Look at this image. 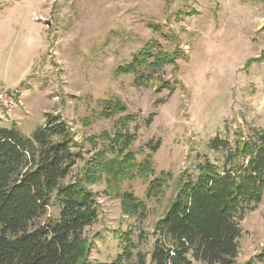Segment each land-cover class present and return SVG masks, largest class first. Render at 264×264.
<instances>
[{
    "label": "rangeland",
    "instance_id": "1",
    "mask_svg": "<svg viewBox=\"0 0 264 264\" xmlns=\"http://www.w3.org/2000/svg\"><path fill=\"white\" fill-rule=\"evenodd\" d=\"M16 1L0 0V9ZM24 1L38 3L37 22L47 29L48 49L27 79L25 113L16 124L0 121V127H17L30 138L43 127L46 114L61 116L82 153L66 181L71 182L84 175L87 162L101 149L100 135H114L116 121L123 117L102 118L104 102H123L127 114L136 117L129 126L136 134L129 149L135 161L148 157L149 143L159 142L152 154L156 176L165 172L173 179L156 200L148 197L154 177L135 173L115 184L104 175L90 186L97 195L99 217L85 233L92 242L94 263L116 258L119 230L146 233L148 241L137 243L134 253H150L154 224L174 199L181 174L194 171L203 156L223 162L222 153L208 149L209 141L218 135L234 142L237 132L248 137L253 127L264 131V0ZM150 41L181 58L146 86L139 84L138 75H117ZM141 71L151 74L149 69ZM165 83L176 90H160ZM5 86L13 94L21 93ZM151 114L155 116L147 126ZM126 193L147 204L144 221L123 213L117 195ZM51 216L58 217L54 207L43 221ZM241 227L236 264H264L254 260L264 254V202L245 215Z\"/></svg>",
    "mask_w": 264,
    "mask_h": 264
},
{
    "label": "trees",
    "instance_id": "2",
    "mask_svg": "<svg viewBox=\"0 0 264 264\" xmlns=\"http://www.w3.org/2000/svg\"><path fill=\"white\" fill-rule=\"evenodd\" d=\"M180 58L150 41L117 75H138L139 84L146 86ZM143 69L151 74L145 76ZM160 88L176 90L170 83ZM127 112L119 100L104 102L102 118L123 117L116 121L114 135H100L101 149L87 162L84 175L71 182L66 181L82 153L61 116L46 114L45 124L30 138L17 127L0 128V264H236L241 222L264 202V131L257 127L248 137L237 132L234 142L218 135L209 141L208 149L222 153L223 162L203 156L194 171L181 174L174 199L154 224L150 253H134L137 243L148 241L146 233L119 230L116 258L109 263L91 261L92 242L85 231L96 223L99 211L90 186L104 175L116 184L136 173L154 177L148 197L159 200L173 179L165 172L156 176L152 154L159 142L149 143L148 157L135 161L129 149L136 134L129 126L136 117ZM154 116L146 120L147 126ZM117 197L125 215L140 221L148 217L147 204L134 194ZM51 207L58 217L43 221ZM256 258L264 261V254Z\"/></svg>",
    "mask_w": 264,
    "mask_h": 264
},
{
    "label": "crops",
    "instance_id": "3",
    "mask_svg": "<svg viewBox=\"0 0 264 264\" xmlns=\"http://www.w3.org/2000/svg\"><path fill=\"white\" fill-rule=\"evenodd\" d=\"M24 2H7L0 9V84L11 85L20 91L22 99L23 92H30L24 88L33 74L31 71H37L41 57L48 49L47 29L37 22L38 3ZM23 110H26L25 105L12 121L3 123L16 124L20 114L25 113Z\"/></svg>",
    "mask_w": 264,
    "mask_h": 264
},
{
    "label": "built area",
    "instance_id": "4",
    "mask_svg": "<svg viewBox=\"0 0 264 264\" xmlns=\"http://www.w3.org/2000/svg\"><path fill=\"white\" fill-rule=\"evenodd\" d=\"M22 107L24 103L21 95L13 94L5 85L0 84V121H10L15 111Z\"/></svg>",
    "mask_w": 264,
    "mask_h": 264
}]
</instances>
